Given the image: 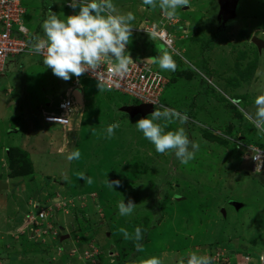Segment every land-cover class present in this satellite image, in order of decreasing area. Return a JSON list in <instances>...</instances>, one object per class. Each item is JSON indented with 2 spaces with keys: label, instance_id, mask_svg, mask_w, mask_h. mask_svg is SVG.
Returning a JSON list of instances; mask_svg holds the SVG:
<instances>
[{
  "label": "rangeland",
  "instance_id": "rangeland-1",
  "mask_svg": "<svg viewBox=\"0 0 264 264\" xmlns=\"http://www.w3.org/2000/svg\"><path fill=\"white\" fill-rule=\"evenodd\" d=\"M232 1L190 0L172 19L143 0L117 5L135 16L127 52L144 61L166 51L176 64L175 71L151 67L165 81L164 107L188 114L185 124L166 129L184 127L199 144L187 164L172 152H156L137 130L136 120L151 112L132 115L125 108L138 102L100 91L88 78L83 84L98 91L88 96V113L79 119L71 114L70 127L44 126L36 95L43 91L32 87L47 77L19 82V67L26 64L28 75L33 70L25 55L7 63L0 74V264H142L153 256L162 264H187L192 252L212 257L213 264H233L229 258L246 240L264 247V186L258 183L264 173L252 163L254 147L264 163V133L248 118L255 97L264 93V49L251 41L264 40V0H238L236 8ZM232 13L238 19L225 21ZM221 27L227 32L213 44ZM162 28L173 49L152 33ZM67 82L59 79L56 88ZM14 84L18 94L8 92ZM198 89L206 95L200 104ZM113 123L119 127L109 139ZM74 149L81 158L69 162ZM107 179L120 185L109 188ZM122 200L136 204L132 215L118 214ZM251 204L261 211L247 208ZM121 227L130 234L140 227L142 240H125Z\"/></svg>",
  "mask_w": 264,
  "mask_h": 264
},
{
  "label": "clouds",
  "instance_id": "clouds-1",
  "mask_svg": "<svg viewBox=\"0 0 264 264\" xmlns=\"http://www.w3.org/2000/svg\"><path fill=\"white\" fill-rule=\"evenodd\" d=\"M189 2L190 0H143L145 5L152 8L159 7L169 19L176 16L177 9L189 6ZM64 5L73 9L79 8V12L60 19L56 13L49 10L47 18L41 24L43 37L34 36L29 51L43 56V65L50 68L55 76L65 81L71 79L72 76L86 78L81 75L91 70L92 75L97 78L100 91L104 90L105 85L109 83L100 71L105 61L112 66V76L121 78L126 76L130 72V65L134 63L131 55L126 51V45L129 44L132 36L131 22L135 19L134 14L119 13L113 0H70L69 6L65 4V1ZM149 35L151 37V34ZM145 64H158L159 68L165 71L176 70L174 60L166 51L163 54L159 51L158 56L149 57ZM254 105L255 114L248 118L259 133H264V93L255 97ZM73 107L75 109V103ZM161 107L162 110L154 107L155 110L151 112L150 118L143 116L137 119L136 128L146 140L154 145L156 152L161 154L172 152L180 163L187 164L195 158L199 144L189 139L184 127L168 131L166 129L170 123L176 121L181 125L185 124L189 119L188 114L176 109ZM118 127V123L110 124L106 130L107 138L110 139ZM80 158L79 149H74L66 156L69 162ZM79 179L87 184L93 183L92 178L85 174H80ZM106 183L112 189L114 185H120L119 180L109 181L107 179ZM135 208L136 204L131 200L127 204L122 200L118 204V214L130 216ZM118 231L125 240L134 239L139 242L143 238L140 227L135 228L134 234H130L123 227ZM137 250L143 251L139 243H137ZM142 264H162V262L158 257L153 256L143 260ZM181 264L184 262L181 261ZM187 264H213V260L210 256L197 255L196 252H192L188 256Z\"/></svg>",
  "mask_w": 264,
  "mask_h": 264
},
{
  "label": "built area",
  "instance_id": "built-area-1",
  "mask_svg": "<svg viewBox=\"0 0 264 264\" xmlns=\"http://www.w3.org/2000/svg\"><path fill=\"white\" fill-rule=\"evenodd\" d=\"M69 6L70 0H64ZM28 10L23 0H0V74H3L7 63L21 54H34L29 51L32 42L28 27L25 25V16ZM152 33L159 42L169 49H173V38L165 29L152 30ZM40 56V55H39ZM43 57V56H41ZM130 65V72L123 78L111 75V64L108 61L103 63L100 71L109 81L106 89L113 90L133 98L137 104H151L153 107L165 106L160 98V93L165 86L159 72L145 64L146 61L133 59ZM98 83L97 78L92 75L91 70L81 75ZM78 77H75V82ZM112 81H115L114 83ZM74 102L71 96L62 98L52 109L43 112V121L49 124H60L70 126L71 114L74 110ZM252 162L254 167L262 169V150L253 148ZM259 170V171H260ZM43 216L42 213L39 214ZM250 255L245 256V263L248 264ZM258 264H264V256Z\"/></svg>",
  "mask_w": 264,
  "mask_h": 264
},
{
  "label": "crops",
  "instance_id": "crops-1",
  "mask_svg": "<svg viewBox=\"0 0 264 264\" xmlns=\"http://www.w3.org/2000/svg\"><path fill=\"white\" fill-rule=\"evenodd\" d=\"M23 1H24L25 5L27 7V10H28V12L25 16V25L28 27L29 33L31 35V39L34 36L43 37V30L41 28V24L47 18L49 10L56 13L60 19H65V17H67L69 15L77 14L79 12V8L73 9L72 7H66L64 5V0H23ZM119 1L120 0H113V3L116 5L117 8H118L117 5H118ZM63 7H64V9H66L64 12H62ZM118 12L122 14L120 9L118 10ZM124 12H125V14L128 13L127 11H124ZM237 19H238V17H237ZM159 44H160V42H159ZM126 51H127V46H126ZM128 53L131 55L132 59L139 60L137 58V56H135L137 54H134L133 51L128 52ZM22 55H25L27 61L29 62L27 64H29V66L32 67L33 70L30 72V75H28V73L26 71V68H27L26 64L22 67H19V69H18V76H20L19 82L21 80L23 81L25 79H28L31 77H36L38 75H42L44 78L47 77V83L46 82H43V83L42 82H35L33 84V87H32L34 90L43 91L42 95H39L38 93H36V95H37V99H38V103H39L38 105H40L39 109L41 111V122H42V124H44V126L47 127V125H48V127H50V128L51 127L57 128V126H54V125H59V124H48V123H45L43 121V112L47 109L52 108L62 98L71 96L75 90L78 91L77 93L79 95V98L75 97L76 99H74L75 109L72 112L73 116H75V118L79 119L78 117H80L81 115H83L85 113H88L87 110H89L88 107H90V102L88 101V96H90L91 94H93L95 92L98 93V91L97 90H95L94 92L90 91L88 89V85H90V84L88 83L87 86H85V83L83 84V79H85V78L82 79V77H78V80H76V82H75V76H72L71 79L68 80L67 86L63 85L64 88L57 89L56 88L58 86L57 81L59 79H62V78H58L57 76H55L52 73V70L50 68H46V66L43 65V62H42L43 57L36 55V54H28V53L21 54L18 56H22ZM12 62H14V60H12ZM8 64H10V63H8ZM8 64L6 66V69L8 67ZM17 65H18V62L15 61L14 68ZM17 68H15V69H17ZM184 79H186V81H189V82H192L194 80V78H191V79L184 78ZM16 81H18L17 78H16ZM19 85H20V83H19ZM15 86H17V85L16 84L12 85L11 86L12 88L8 90V92L10 94H12V93L18 94V91H14V89H13V87H15ZM83 86H85V88H83ZM27 87L30 88V83L27 84ZM202 88H204V87L202 86ZM198 91H199V89H198ZM17 94H15V95H17ZM205 96L206 95H205V93H203V91H199L198 96L196 95V96H194V98L199 99V104H200V103H203L205 101V99H204ZM18 99L19 98H17V100ZM115 99H116V97H115ZM13 104L18 106L19 102H16L14 100ZM192 109L197 110V106H194ZM198 112L200 115L199 110H198ZM72 121H74V119ZM51 125H53V126H51ZM262 170L264 173V163L262 165V169L260 172H262ZM263 176H264V174H263ZM258 183L261 184L262 186H264L263 185L264 181H263V184L261 183L260 180L258 181ZM228 202H230V201H228ZM230 207H232V210L233 209L236 210L234 208V206L232 205V203L229 206V208ZM247 208H254L257 211V213H259L261 211L259 209V207L257 205H254V204L248 205ZM239 238L242 239L244 237H239ZM246 238H248V237H246ZM238 247L240 249L239 250L237 249V252H235L236 249L234 250V252H235L234 258H231V257L229 258L230 260L232 259L233 264H244L246 255H250V257H251L248 264H258L260 262L261 258L264 256V247H260L259 245L256 244V242L254 243L253 240H251V239L246 240V245H241ZM228 256H230V255H228Z\"/></svg>",
  "mask_w": 264,
  "mask_h": 264
},
{
  "label": "water",
  "instance_id": "water-1",
  "mask_svg": "<svg viewBox=\"0 0 264 264\" xmlns=\"http://www.w3.org/2000/svg\"><path fill=\"white\" fill-rule=\"evenodd\" d=\"M238 2V0L236 1H232L233 3V7L236 8V3ZM237 19V15L235 17V14L232 13L229 15V17L226 20H230V21H235ZM225 23V22H223ZM221 30H224L223 32H220L219 36L213 41V44H216V43H219L221 38L224 37V34H226V29L225 27H221L220 28ZM251 41L256 45V47L258 48L259 51L262 50V48L264 49V40L263 39H260V38H257V37H252L251 38ZM148 59V58H147ZM147 59H143L144 61H147ZM78 91H74V93L72 94V97L74 99H76L77 97L79 98V95L77 93ZM76 95V96H75ZM76 97V98H75ZM127 111H129L132 115L134 113H141V114H146V113H149V112H152L154 110V107L151 105V104H133V105H130V106H127L125 108Z\"/></svg>",
  "mask_w": 264,
  "mask_h": 264
},
{
  "label": "trees",
  "instance_id": "trees-1",
  "mask_svg": "<svg viewBox=\"0 0 264 264\" xmlns=\"http://www.w3.org/2000/svg\"><path fill=\"white\" fill-rule=\"evenodd\" d=\"M161 101L163 102V104H166L167 103V102L163 101L162 99H161Z\"/></svg>",
  "mask_w": 264,
  "mask_h": 264
},
{
  "label": "flooded vegetation",
  "instance_id": "flooded-vegetation-1",
  "mask_svg": "<svg viewBox=\"0 0 264 264\" xmlns=\"http://www.w3.org/2000/svg\"><path fill=\"white\" fill-rule=\"evenodd\" d=\"M262 7H264V6H262ZM235 17H236V15H235Z\"/></svg>",
  "mask_w": 264,
  "mask_h": 264
}]
</instances>
